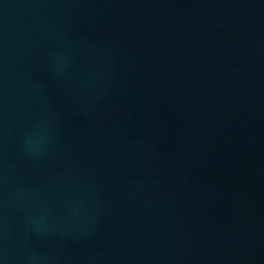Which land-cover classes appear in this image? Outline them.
<instances>
[{
	"label": "water",
	"instance_id": "obj_1",
	"mask_svg": "<svg viewBox=\"0 0 264 264\" xmlns=\"http://www.w3.org/2000/svg\"><path fill=\"white\" fill-rule=\"evenodd\" d=\"M0 264H264V0H0Z\"/></svg>",
	"mask_w": 264,
	"mask_h": 264
}]
</instances>
